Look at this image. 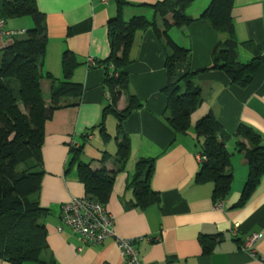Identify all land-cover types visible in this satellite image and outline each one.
I'll list each match as a JSON object with an SVG mask.
<instances>
[{
    "label": "crops",
    "instance_id": "0c3cea01",
    "mask_svg": "<svg viewBox=\"0 0 264 264\" xmlns=\"http://www.w3.org/2000/svg\"><path fill=\"white\" fill-rule=\"evenodd\" d=\"M126 1L129 2L123 7L126 21L143 15L155 22L160 32L165 29L164 18L153 8V4L161 0ZM210 2L195 0L187 7L186 14L199 18ZM37 6L46 19L48 32L43 72L62 80L64 55L70 52L77 61L72 81L83 87L79 104L58 108L45 123V175L40 200L51 214L44 218L48 248L42 258L53 264H125L114 239L101 244H83L62 223L63 204L73 196L86 195L85 186L78 179V162L70 164L73 158L70 146L82 145L81 161L96 170L103 166L109 171L116 170L107 208L115 217L114 228L118 235L139 238L136 246L143 264H264V175L247 202L241 207L235 206L250 171L248 159L238 148V142L243 141L236 135L239 125L250 126L264 145V64L247 88L231 83L223 71H204L213 63L215 47L227 35L215 31L206 20L178 27L173 25L170 14L166 17L172 25L168 29L169 36L191 50L190 58L179 66V73L202 70L196 83L202 89L203 102L191 115L189 133L176 134L165 120L166 50L156 30L150 28L137 33L129 66L130 93L137 96L142 106L125 119L121 130L117 117L109 115L106 127L111 138L105 142L96 128L110 103L103 82L104 71L101 67L89 66L87 61L89 58L104 60L110 55L108 24L118 13L117 3L115 0H37ZM233 18L236 39L241 44L240 57L248 62L253 54L242 45L249 41L264 43V0H234ZM8 43L0 41V51ZM41 88L49 104L53 81L44 77ZM127 104L128 97L124 94L118 109L124 110ZM211 112L231 136L225 143L232 154L228 172L233 182L224 200L213 198V182L196 181L202 164L198 159L200 144L195 126ZM90 132L86 140L85 135ZM126 135L130 141V156L125 164L119 165L117 142ZM143 158L155 160L151 186L160 196L158 204L145 210L132 206L135 196L128 187L137 163ZM219 203L221 206L217 207ZM59 226L63 227L62 231L58 230ZM254 235L258 238L251 243ZM201 236L218 240L212 253H204ZM0 264L13 263L0 259Z\"/></svg>",
    "mask_w": 264,
    "mask_h": 264
},
{
    "label": "trees",
    "instance_id": "16d2710c",
    "mask_svg": "<svg viewBox=\"0 0 264 264\" xmlns=\"http://www.w3.org/2000/svg\"><path fill=\"white\" fill-rule=\"evenodd\" d=\"M115 1L118 13L108 24L110 55L104 60L96 59L93 65L87 61L89 66L101 67L104 71L103 82L107 87L110 103L103 110L102 120L96 128L105 142L111 138L106 127L109 115L117 117V126L121 130L125 119L142 106L137 96L130 93L129 66L132 63L131 49L137 33L150 28L156 30L166 50L168 82L164 88L167 96L165 120L176 134L189 133L191 115L203 102L202 89L196 83L202 70H190L183 75L179 73V66L190 58L191 50L178 45L169 36L168 29L172 25L166 17L170 14L173 25L178 27L206 20L215 31L227 35L215 47L213 63L204 71H223L231 83L247 88L264 64V43L246 42L242 47L250 51L253 58L245 62L240 57L241 44L236 39L233 18L234 0H211L199 18L186 14L187 7L195 0L158 1L153 4V8L165 20L162 32L155 22L143 15L126 21L123 7L129 2ZM22 17H29L33 27L28 29L26 35L9 41L0 56V259L13 264L28 261L53 264L54 262L42 258L43 252L48 248V231L44 218L51 214V210L43 207L40 200L45 175V123L58 108L79 104L83 87L72 81L77 61L70 52L64 55L62 80L49 72H43L48 32L46 19L38 9L37 0H0V18L7 25L9 20ZM44 77L53 81L49 104L41 88ZM124 94L128 97V104L124 110H119L118 102ZM67 99L73 101L65 102ZM195 133L200 144L199 153L207 158L201 162L196 181L213 182V198L224 200L233 182V177L228 172L232 154L225 143V139L231 136L226 134L213 112L196 123ZM90 135L91 132L85 135V139ZM236 135L243 139L238 142V148L248 159L250 167L240 200L235 205L241 207L251 197L264 175V145L260 135L250 126L240 124ZM130 150V141L126 135L117 142L116 158L119 165L126 163ZM70 152L73 156L70 164L78 162V179L85 186V197L101 202L107 208L116 170L109 171L106 166L96 170L81 161L82 145H71ZM154 161L153 158L141 159L137 163L134 177L128 183L135 196L132 202L135 208L145 210L160 202V196L151 186ZM200 242L204 253L210 254L218 240L216 237L201 236Z\"/></svg>",
    "mask_w": 264,
    "mask_h": 264
},
{
    "label": "built area",
    "instance_id": "2783aa9c",
    "mask_svg": "<svg viewBox=\"0 0 264 264\" xmlns=\"http://www.w3.org/2000/svg\"><path fill=\"white\" fill-rule=\"evenodd\" d=\"M28 33L26 28L9 27L3 18H0V41H11L15 37L24 36ZM94 58L88 59V64L93 65ZM200 162L207 160L206 157L198 154ZM221 203L217 204V207ZM62 223L68 226L76 234L83 244H101L112 238L115 240L125 264H143L139 258L136 241L139 238H125L115 231V217L101 202L87 198L73 196L62 207ZM63 230L62 226L58 227ZM238 225L233 229L236 235ZM258 238L254 235L250 242Z\"/></svg>",
    "mask_w": 264,
    "mask_h": 264
},
{
    "label": "rangeland",
    "instance_id": "374dc122",
    "mask_svg": "<svg viewBox=\"0 0 264 264\" xmlns=\"http://www.w3.org/2000/svg\"><path fill=\"white\" fill-rule=\"evenodd\" d=\"M20 19L21 20L24 19V20H22V21H16V20H20ZM9 24L10 25H18L19 27L24 26L27 29L33 27V22H32V20L29 17H22V18H18V19L9 20ZM0 56H1V51H0ZM22 109L25 110L23 108V106H22ZM110 116L113 118L112 115H110Z\"/></svg>",
    "mask_w": 264,
    "mask_h": 264
}]
</instances>
